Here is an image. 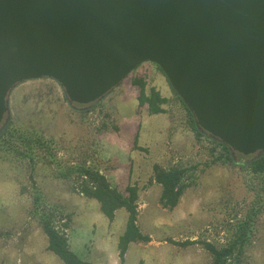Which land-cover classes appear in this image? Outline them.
<instances>
[{"label": "rangeland", "instance_id": "1", "mask_svg": "<svg viewBox=\"0 0 264 264\" xmlns=\"http://www.w3.org/2000/svg\"><path fill=\"white\" fill-rule=\"evenodd\" d=\"M137 80L168 99L165 113L139 106ZM9 113L0 135V264H64L41 223L54 209L56 226L88 264H209L203 241L239 242L242 264H264V176L251 166L256 157L235 153L229 161L219 141L200 134L157 64L139 65L89 107L71 104L52 78L28 80L11 92ZM155 165L188 169L190 186L174 209L160 202ZM80 166L99 170L123 194L139 187L137 223L151 241L131 243L124 263L117 244L128 214L119 209L109 220L81 191Z\"/></svg>", "mask_w": 264, "mask_h": 264}, {"label": "water", "instance_id": "2", "mask_svg": "<svg viewBox=\"0 0 264 264\" xmlns=\"http://www.w3.org/2000/svg\"><path fill=\"white\" fill-rule=\"evenodd\" d=\"M145 62L199 131L264 153V0H0V135L20 83L52 78L89 107Z\"/></svg>", "mask_w": 264, "mask_h": 264}, {"label": "trees", "instance_id": "3", "mask_svg": "<svg viewBox=\"0 0 264 264\" xmlns=\"http://www.w3.org/2000/svg\"><path fill=\"white\" fill-rule=\"evenodd\" d=\"M134 84L139 85L141 88L139 97L140 107L147 105L150 114L165 113L164 106L168 102L166 97H163L160 92L154 88L150 89L149 93H147L146 84L142 80H137ZM179 99L181 100L180 97ZM182 103L188 110L194 127L201 134L196 126L195 119L191 111L187 108L183 101ZM1 137H3V134ZM221 145L227 151V159L234 162L235 156L232 154L229 147L222 143ZM251 166L253 167L255 174L264 176V153L255 158ZM74 171L80 172L82 177L80 188L83 194L89 198L95 199L99 203L102 213L109 220H113L115 218L116 212L119 209H125L127 212L128 218L125 230L119 236L117 244L120 262L124 263L131 243L151 241V237L143 234L137 223L139 187L137 185H130L127 188V194H123L118 188L114 187L110 183L108 178L103 173L97 169L80 166ZM187 172L188 169L184 167L165 169L159 165L154 166V180L162 186L160 202L163 207L174 209L179 204L180 198L191 183L189 181L190 176ZM56 215L57 209H54L53 211L42 214L41 217V223L47 236L49 250L56 254L64 262V264H88L71 249L65 231L57 227L54 222V217ZM169 240L174 244H178L183 247L197 243V241L194 240ZM201 243L212 255V260L209 264H242V253L240 249H238L239 242L223 247H218L209 241H203Z\"/></svg>", "mask_w": 264, "mask_h": 264}]
</instances>
